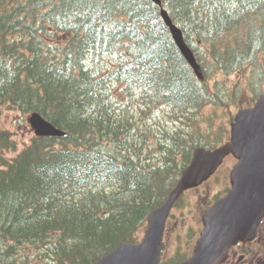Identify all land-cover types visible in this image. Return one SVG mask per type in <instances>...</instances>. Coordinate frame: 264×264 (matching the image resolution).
<instances>
[{"label":"trees","instance_id":"16d2710c","mask_svg":"<svg viewBox=\"0 0 264 264\" xmlns=\"http://www.w3.org/2000/svg\"><path fill=\"white\" fill-rule=\"evenodd\" d=\"M162 4L203 82L150 0H0V121L14 109L64 132L33 136L6 158L16 143L0 129V264H94L137 242L192 151L228 137L222 125L200 130L195 116L207 106L239 108L242 90L209 81L249 66L261 73L249 79L250 103L264 93V0ZM159 106L193 130L165 132L160 157L142 162L129 137L136 115Z\"/></svg>","mask_w":264,"mask_h":264},{"label":"water","instance_id":"95a60500","mask_svg":"<svg viewBox=\"0 0 264 264\" xmlns=\"http://www.w3.org/2000/svg\"><path fill=\"white\" fill-rule=\"evenodd\" d=\"M150 1L159 7L175 46L202 82V69L182 31L172 22L161 0ZM29 123L35 136L64 135L39 114H32ZM228 155L237 159L230 172L231 189L205 211L194 253L181 264H219L231 245L254 238L264 217V95L252 107L238 110L230 124L227 142L213 150L196 148L193 151L175 187L147 216L146 228L138 243H122L94 264H160L165 225L174 203L186 190L206 181Z\"/></svg>","mask_w":264,"mask_h":264},{"label":"rangeland","instance_id":"374dc122","mask_svg":"<svg viewBox=\"0 0 264 264\" xmlns=\"http://www.w3.org/2000/svg\"><path fill=\"white\" fill-rule=\"evenodd\" d=\"M261 63L264 68V56L261 59ZM252 73L253 71L247 66L244 72L234 73L230 76L217 74L209 81V88H213L214 81H217L222 89L227 88L226 90L229 92V88H233L236 84L237 88L242 90L238 101L239 105L240 107H246L251 104L252 98V91L248 87L249 79L253 80L256 75L261 76V73H253V75ZM119 88L121 87L119 86ZM227 91L224 90L222 93L225 95ZM237 110L236 106L226 108L207 106L200 114L195 116L196 124L203 131L210 129L209 125L212 126V129L220 125L229 129L230 124L227 121ZM139 116V114L136 115L135 120L139 122V126L129 137V145H132V147L128 148V150L132 153L139 147L142 162H155L160 157L159 144L165 142V132L170 133L178 129L185 132L193 130L191 129L192 126L188 125L184 119H175L174 115L164 106H159L149 111L146 116ZM30 117V114H22L14 109H4L0 121V129L11 132L16 143V151L6 152L4 154L6 158L15 157L30 143V139L34 136V131L29 123ZM233 165L234 159L229 156L207 183L184 194L179 205L171 210L164 237V259L167 262L176 260L178 254L192 251L202 228L201 216L206 206L216 196H222L227 191L229 187V172ZM145 227L146 224L138 232V240L143 237Z\"/></svg>","mask_w":264,"mask_h":264},{"label":"flooded vegetation","instance_id":"af4514ba","mask_svg":"<svg viewBox=\"0 0 264 264\" xmlns=\"http://www.w3.org/2000/svg\"><path fill=\"white\" fill-rule=\"evenodd\" d=\"M220 264H264V218L254 238L232 245Z\"/></svg>","mask_w":264,"mask_h":264}]
</instances>
